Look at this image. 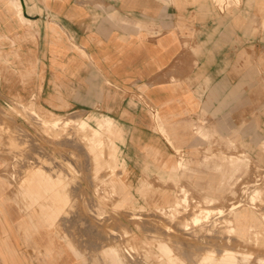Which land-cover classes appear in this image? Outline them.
Segmentation results:
<instances>
[{
	"label": "rangeland",
	"instance_id": "obj_1",
	"mask_svg": "<svg viewBox=\"0 0 264 264\" xmlns=\"http://www.w3.org/2000/svg\"><path fill=\"white\" fill-rule=\"evenodd\" d=\"M215 1L222 9L237 0ZM7 51V60L0 62L6 74L0 80V181L7 183L12 200L32 211L40 237L52 239L56 252L81 264H264V223L257 220L248 238L230 235L223 223L232 209L251 206L254 196L255 209L264 216V101L261 110L253 107L262 94L248 89L252 103L243 125L220 138L189 102L151 101L141 85L120 91L106 84L90 62L81 86L73 75L64 86V71L54 69L42 90L32 72L21 68L14 44ZM75 91L87 101L72 100ZM103 117L112 120V134L99 130ZM57 118L66 123H41ZM81 122L88 127L81 128ZM91 129L99 132L100 144L89 139ZM230 161L242 166L229 191L213 194L198 185L207 180L219 185ZM177 163L182 166L172 171ZM35 177L54 183L63 199L54 222L46 219L49 206L48 214L40 207L50 203L53 191L36 204L21 192ZM181 189L189 194L178 206L186 209L185 217L191 215V199L205 209H222L223 215H211L204 229L177 230L183 216L172 219L157 208L179 202ZM206 195L217 199L205 204ZM165 246L174 263L167 261ZM127 249L132 258L123 257ZM227 250L233 252L231 261Z\"/></svg>",
	"mask_w": 264,
	"mask_h": 264
},
{
	"label": "crops",
	"instance_id": "obj_2",
	"mask_svg": "<svg viewBox=\"0 0 264 264\" xmlns=\"http://www.w3.org/2000/svg\"><path fill=\"white\" fill-rule=\"evenodd\" d=\"M13 44L21 68L32 72L42 90L54 69L64 71V86L71 75L81 86L90 62L106 84L120 91L129 93L141 85L151 101L189 102L195 116L210 122L220 138L228 137L232 126L243 125L247 103H252L248 89L262 94L255 96L253 107L263 108L264 0H237L222 9L215 0H0V62L7 60ZM3 69L0 65L2 81ZM72 100L87 98L75 91ZM80 125L88 127L84 122ZM98 125L102 132L113 133L110 118H101ZM88 137L101 143L97 131L91 129ZM232 162L219 185L211 180L198 185L213 194L229 191L240 169L233 168L240 163ZM181 166L177 163L170 169ZM55 187L35 177L34 184L22 186L21 191L34 204L53 191L50 203L40 206L47 214L49 206L46 219L51 222L65 205ZM8 189L0 181V264H81L72 255L56 252L52 239L40 237L32 211H24ZM181 194L179 202L167 201V207L157 209L175 219L173 212L182 210L178 206L183 205L184 194L189 195L184 189ZM183 224V220L178 223L177 230ZM205 227L204 223L199 228ZM163 250L167 261L174 263L169 248ZM110 251L120 258L117 250ZM131 253L124 250L123 257L132 258ZM232 253L225 252L229 261Z\"/></svg>",
	"mask_w": 264,
	"mask_h": 264
},
{
	"label": "bare ground",
	"instance_id": "obj_3",
	"mask_svg": "<svg viewBox=\"0 0 264 264\" xmlns=\"http://www.w3.org/2000/svg\"><path fill=\"white\" fill-rule=\"evenodd\" d=\"M221 1V0H219ZM36 104V103H35ZM64 122L62 119L57 118L52 121H46V120H41V123L46 126V127H55L60 124V122ZM52 131V130H51ZM236 161H233L235 163ZM241 164L244 165L243 161ZM242 165H237L234 166L233 168H239ZM258 191L256 192V196H258ZM186 195L184 194L183 199H186ZM255 197V196H254ZM251 198V206H243L241 209L239 208L238 210L232 209V213L230 216L227 218L223 219V223L226 226V231L232 235L236 234L242 238L246 237L248 238L251 233H253V229L257 230V220H260V222L264 223V216L260 217L255 209V199ZM211 199L205 200V204H211ZM191 203L194 204L193 209L190 211L191 215L190 216H184L183 213H185L186 209L181 210V211H174V215H182V220L184 221V224L182 225V231L188 232L191 230V227H201L204 223H208V220L211 219V215H217L218 217L223 215L224 211L222 209H216V210H211V209H205L202 206H200L199 202L193 201L191 199ZM203 205V204H201ZM209 206V205H208ZM240 205L236 206L239 207ZM196 208V209H195ZM211 208V207H210ZM190 210V209H189ZM186 214V213H185ZM214 226V225H213ZM208 231V230H207ZM210 231V230H209Z\"/></svg>",
	"mask_w": 264,
	"mask_h": 264
}]
</instances>
